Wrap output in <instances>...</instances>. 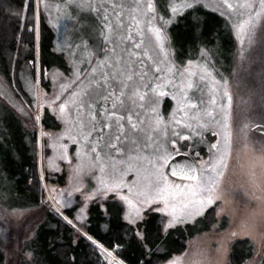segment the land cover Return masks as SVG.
Listing matches in <instances>:
<instances>
[{
  "label": "rangeland",
  "instance_id": "obj_1",
  "mask_svg": "<svg viewBox=\"0 0 264 264\" xmlns=\"http://www.w3.org/2000/svg\"><path fill=\"white\" fill-rule=\"evenodd\" d=\"M153 2L157 4L158 13L164 19L157 16L155 20H150L149 17L153 15L151 12L143 15L130 11L135 0H91L92 8L70 5L67 0H35L38 21L36 20V24L30 25L27 29H34L39 34V17L41 15L49 28L56 34L54 51L64 56L70 70L68 74L57 68L47 72L49 89L46 90L40 85L39 55L36 64L39 78L37 83L31 75L32 64L24 63L22 80L34 108L29 107L18 98L0 74V127L5 118H17L20 126L27 130L26 142L29 145L35 143L33 134L37 132L39 136L37 145L39 146L40 172L45 175L48 174L53 180L57 179L56 175L65 174L66 180L64 186L57 181H47L45 183L47 196L44 203L27 209L8 207L5 204L8 200L3 189L4 186L0 185V251L4 253V264H36L33 260V254L28 249V244L34 238L38 226L44 221L49 208L59 214L73 209L74 218L72 220L67 218L66 220L75 227L78 235H84L89 208L95 202L106 210V202L115 197L123 205L124 221L133 226L145 218L146 212L163 207L162 203L145 204V196L137 195L138 192H144L151 179L152 169L144 157H151L156 149L173 139L174 130L181 131L185 135L189 134V130L185 129L183 125L175 127L172 125V113L176 111L177 103L170 95L160 98L161 103L158 109L167 125V138L163 136L161 131L164 125L157 126L155 124L156 113L150 111L153 106L152 98L156 95L150 89L154 87L155 83L160 82L156 80L157 76L167 75L166 72L156 73L155 68L158 65L161 68L168 66L167 62H164L165 57L159 43L151 31L153 25L161 28L166 37L165 49L169 53L168 61L175 64L178 69L188 67L189 60L194 62L191 67L197 72L195 78L197 84H200V72L197 64L202 66L205 63L208 64L217 79L223 78L228 81V88L233 97V130L237 152L241 150L240 129L244 123L264 114V74H262L264 73V21L256 28L255 43L250 50L243 51L245 57L243 60L241 59L242 50L248 49V44L247 42L241 44L235 28L237 23L247 18L248 11L253 12V14L255 11H259V0H253L254 9L236 8L235 11L229 9L223 0H197V10L203 8L220 15L224 19L226 30H229L232 36L233 47L230 49L223 46V41L214 47L201 45L195 53L189 54L183 61L178 60L173 47L172 27L179 22L182 16L193 10L180 8L176 14H173L171 6L174 5L179 8L183 0H153ZM239 2L242 0H229V3L233 4ZM113 3H122L125 7L122 10L114 9ZM45 4H47V8ZM97 8L99 11L95 10ZM121 11H123L122 16L119 15ZM105 15L108 17V23L114 29L111 34L105 27L103 19ZM195 15L199 14L195 12ZM132 17L138 19L140 23H135ZM22 18L24 19L23 15ZM190 19L192 20L191 17ZM165 20L172 22L166 24ZM120 23L123 24V27H119ZM35 25L36 28H34ZM128 34L131 35V40H121L122 35L127 36ZM226 35L228 36L227 33ZM105 36H108L107 41H105ZM133 41L140 43V48H135ZM113 48H115L114 52L112 51ZM24 50L29 49L25 48ZM129 53H135V55L130 56ZM101 61H105V63H101ZM141 73H146L143 81H141ZM128 76H131L132 79L129 80ZM142 83H147L150 86L148 96L144 101H140L138 96L133 95L137 89L144 91L140 87ZM205 83L207 87L204 88L202 98L196 89L189 93L200 104L201 109L209 106V101L213 97V93L210 91L211 80ZM165 90L170 91L171 86L169 85ZM122 91L124 92L123 97L120 96ZM104 96H108L106 101L102 99ZM215 97L218 103H226L223 89L219 86ZM121 99L124 102L122 108L119 103ZM133 99H135V104H133ZM113 103L117 104L116 111L118 114L132 115L131 121L127 119L123 121L126 129L124 135H127L129 139L125 141L122 137L118 147L123 148L124 152L117 153L115 149L107 146L110 141L115 142L116 125L114 117L113 128L111 130L105 128L103 134L93 132L84 147L89 152L92 147H98L103 162L107 165L103 173L106 182H111L112 174H115L117 178L122 176L123 184L115 191L105 190L101 185L99 168L92 175L80 177L73 175V168L78 162L76 152L80 151L81 145L84 144L80 125L83 124V130L87 132L90 124L93 123L92 115L95 114L97 121L100 122L97 127L102 126L107 122L103 109L107 108L110 113L113 111L111 107ZM141 103L144 104L142 108L139 107ZM65 104L67 108L62 112L61 107ZM91 104H95L96 107L91 108ZM46 109L60 122V130L52 131L42 128L41 120ZM37 116L39 119H36ZM69 120L72 121L71 125L68 123ZM132 123H136L140 131H133ZM0 133H2L1 128ZM191 135L192 140L180 139L178 143L181 146L193 145L199 140V137L194 132ZM204 135L205 141L200 143L198 147L192 148L191 151H200L201 157L207 159L211 155L208 152V147L216 137L212 136L210 131H205ZM70 136L80 143L74 142L73 139L69 138ZM99 136H103V139L97 145L96 139ZM133 137L138 141L139 147L131 144ZM252 137V143L258 154L260 142H264V135L252 131ZM0 145H3L2 135H0ZM62 145L67 146L66 150ZM181 151L184 149L181 148ZM65 156L71 157L73 163L69 164L68 160L64 158ZM87 166V160H85L84 168L86 169ZM237 179L240 182L244 180L243 178ZM130 188L131 191H129ZM97 189L101 190L97 191ZM124 196H127L135 207L130 206L127 200L121 199ZM223 203V201H218L217 205L213 207L219 211V206ZM232 208L236 210L232 211ZM137 209L140 211L139 216H137ZM156 212L166 217L164 230L166 234L171 229L186 225L178 224L173 228H168L167 223L172 217L167 212ZM199 218L201 217H197L196 221ZM215 218L216 222L209 231L188 242L187 249L182 253L184 255L175 256L183 257L187 264L188 261L196 258L193 254L199 250L205 254L202 259L208 264H228L233 243L237 240L249 239L255 246V255L245 264H259L264 252V244L261 243L258 236L253 238L241 231V224L245 219L243 205L237 201L234 205L229 206L223 214L215 216ZM188 223L193 222L189 221ZM232 232H237V235L232 237L230 235ZM137 233L142 238V233L140 231ZM224 242L228 248L226 259L223 252L218 251ZM98 248L107 264H124L114 251L105 252L101 245H98Z\"/></svg>",
  "mask_w": 264,
  "mask_h": 264
},
{
  "label": "snow or ice",
  "instance_id": "obj_2",
  "mask_svg": "<svg viewBox=\"0 0 264 264\" xmlns=\"http://www.w3.org/2000/svg\"><path fill=\"white\" fill-rule=\"evenodd\" d=\"M67 2L70 5L75 4L77 7H93L91 0H67ZM223 2L233 11H235L236 8L244 10L254 9L253 0H242V2L237 4L229 3V0H223ZM141 5H143V7H141ZM196 5L197 0H183L179 8L174 5L171 6V11L173 14H176L180 8L192 9L193 11L189 13V16L193 19L194 27L198 28L199 18L195 15L197 11ZM45 7L47 8V4H45ZM112 7L122 10L125 6L122 3H113ZM21 8H23V3H21ZM95 10L99 11L98 8ZM130 11L143 15H147L151 12L153 15L149 17L150 20H155L157 16H159L160 19H164L162 15H159L157 4L153 2V0H135ZM119 15L122 16L123 11H121ZM103 19L108 33L111 34L114 29L111 24L108 23L107 15H105ZM132 19L135 23H140L135 17H132ZM262 21H264V0H259V11H255L254 14L248 11L247 18L235 25L241 44H245V42L248 44V49L242 50V60L245 58L243 51L250 50L251 46L255 43L256 28ZM171 22V20H165L166 24H170ZM119 27H123V24L120 23ZM151 31L154 33L159 43V47L165 57L164 62H167L168 66L166 68H161L158 65L155 68L156 73L166 72L167 75L157 76L156 80L160 82L155 83L154 87L150 89L151 92L156 93L152 98L153 106L150 111L156 113L155 124L157 126L164 125L161 131L163 136L167 138V125L165 124L164 117L159 114L158 109L161 103L160 98L170 95L177 103V109L172 113L171 123L174 127L183 125L185 129L189 130V134L185 135L181 131L174 130L172 133L173 139L168 141L166 145H161L160 148L156 149L151 157H144L152 169L151 179L144 192H138L137 195L145 196V204H163L162 208H156L154 210L167 212L168 215L172 217L167 223L168 228H173L178 224H187L189 221L196 223V218L205 216L206 212L209 213L210 217L221 215L229 206L239 201L245 210V219L242 221L241 231L245 235L253 238L258 236L261 243L264 244V206H262L264 205V142H260L258 154L257 149L252 143L253 128H255L258 134H264V114H260L256 119L248 120L240 129L241 150H244L246 154H248L247 165H245L240 155L241 150L239 152L236 151L232 113L233 97L228 88V81L223 78L217 79L208 64L205 63L202 66L197 64L200 72V84H197L195 79L197 72L191 67L194 62L189 60L188 67L178 69L175 64L167 60L169 53L165 49L166 37L161 28L153 25ZM120 38L121 40L132 39L130 34L127 36L122 35ZM107 39L108 36H105V41H107ZM142 42L141 40V43ZM133 44L135 48H140V43L133 41ZM112 51L114 52L115 48H113ZM129 55H135V53H129ZM101 63H105V61H101ZM93 71H95V69H93ZM145 75L146 73L140 74L141 81L144 80ZM128 79L131 80L132 77L128 76ZM208 80L212 82L210 91L213 93V97L209 101V106L201 109L200 104L197 103L189 93L193 89H196L200 92L202 98L204 88L207 87L205 82ZM169 85L171 86V90H165ZM201 85H203V87H201ZM218 86L223 89V96L226 97V103L217 102L215 93L218 91ZM140 87H142L144 91H139V89H137L134 91L133 95L138 96L140 101H144L148 96L150 86L147 83H142ZM120 96H124L123 91L120 93ZM102 99L106 101L108 96H104ZM119 103L122 108L124 103L123 100L121 99ZM133 104H135V99H133ZM90 107L94 109L96 105L91 104ZM111 107L113 111L110 113L107 108L103 109L107 122L102 126L97 127L100 122L97 121L95 114L92 115L93 123L90 124L87 132L83 130L84 125H80V132L83 135L84 144L81 145V150L76 152L78 162L73 168V175L77 177L92 175L95 170L99 168L101 172V185L105 190L115 191L123 184L122 176L117 178L115 174H112L111 182H106L103 173L107 165L104 164L103 157L98 147H92L90 152L85 150L84 147L93 132L103 134L105 133V128L111 130L113 128L114 117L116 125V134L114 135L115 142L113 143L110 141L107 146L115 149L117 153L124 152L123 148L118 147L122 137L125 141L129 139L127 135H124L126 129L123 121L125 119L131 121L132 115L118 114L116 111V103H113ZM139 107H144V104L141 103ZM66 108L67 105L65 104L61 107V111L63 112ZM36 119H39V116H37ZM68 123L71 125L72 121L69 120ZM131 128L133 131H140L136 123H132ZM205 131H210L212 136L216 137L214 142H211L208 147V152L211 153V155H209L207 159L201 157L200 151H191L192 148L198 147L200 143L205 141ZM192 132L199 137V140L191 146H181L178 140H192ZM0 135L3 134L0 133ZM69 138L73 139L76 143H80V141L76 140L74 137L70 136ZM102 139L103 136L97 137L96 144L99 145ZM131 144L135 147H139V143L134 137L131 139ZM62 147L66 150L67 146L62 145ZM181 148H183L184 151H181ZM177 156H182L184 158L177 160ZM64 158L68 160L69 164L73 163L71 157L65 156ZM85 160H87L88 165L86 169L84 168ZM241 173L247 176V179L243 180V182L237 179ZM230 174L237 178L229 180ZM100 190L101 189H97V191ZM129 191H131V188ZM121 199L127 200L130 206L135 207L127 196L121 197ZM218 201L224 202L223 205L219 206V211L213 207L217 205ZM209 209H212V211L209 212ZM235 210V208H232V211ZM81 211H83V209H81ZM61 215L63 214L61 213ZM139 215L140 211L137 209V216ZM65 219H67V217H65ZM84 235L87 239L92 240V237L88 235L87 232H85ZM230 235L235 237L237 232H232ZM101 247L103 248V245H101ZM104 251L107 252L108 249L105 248ZM218 251H222L224 258H227L228 248L226 242L221 244V249H218ZM28 255H30V253H28ZM109 255H111V253H109ZM143 255L147 264H153V260L148 258L147 253H143ZM185 255H187V253H185ZM193 255L196 258L191 259V264H204L205 260L202 259V257L205 256L204 253L197 250ZM164 259H167V257ZM169 264H186V262L183 257H176L169 261ZM187 264H189V261Z\"/></svg>",
  "mask_w": 264,
  "mask_h": 264
},
{
  "label": "trees",
  "instance_id": "obj_3",
  "mask_svg": "<svg viewBox=\"0 0 264 264\" xmlns=\"http://www.w3.org/2000/svg\"><path fill=\"white\" fill-rule=\"evenodd\" d=\"M196 12L199 14L198 28L194 27L189 14L182 16L172 27L173 47L180 61L195 53L201 45L214 47L223 41V46L230 49L233 47L232 36L220 15L203 8ZM39 19V34L34 29H27L38 21L35 0H0V74L15 95L29 107H33V102L22 80L25 62L32 64L31 75L37 83L39 78L36 64L39 55L40 85L46 90L49 89L47 72L57 68L68 74L70 70L64 56L54 51L56 34L41 15ZM25 48L29 50L25 51ZM41 126L44 130L61 129L60 122L48 109L44 112ZM0 128L3 133V145H0V185L4 186L7 196L5 204L11 209L42 205L47 196L45 183L57 181L64 186L66 175H56L57 179L53 180L48 174L40 172L37 132L33 134L35 143L29 145L26 142L27 130L20 126L17 118H5ZM123 213V205L115 197L106 202V210L97 202L91 204L86 227V232L92 237L89 240L85 235H78L75 227L65 219L74 218L73 209L66 210L63 215L47 209L44 221L28 244L34 262L107 264L98 248V245H103L104 249L114 251L124 264H147L143 253L148 254L153 264H166L175 255L184 253L190 240L209 231L216 222L215 216L210 217L206 212L196 223L178 226L166 234V217L154 210L146 212L145 218L136 226L126 223ZM138 231L142 233V238L138 236ZM254 255L255 246L252 241L237 240L232 245L228 264H245ZM4 261V253L0 251V264H4ZM259 264H264V252Z\"/></svg>",
  "mask_w": 264,
  "mask_h": 264
},
{
  "label": "clouds",
  "instance_id": "obj_4",
  "mask_svg": "<svg viewBox=\"0 0 264 264\" xmlns=\"http://www.w3.org/2000/svg\"><path fill=\"white\" fill-rule=\"evenodd\" d=\"M240 155H241V157H242L243 162L245 163V165H247L248 154H246V152H245L244 150H241V151H240ZM245 171H246V169H245ZM235 178H237V177H233V176L230 174V176H229L228 179L231 180V179H235ZM239 178H243L244 180H246V179H247V176H246L245 174L241 173L240 176H239ZM262 206H264V205H262ZM189 264H191V260L189 261ZM204 264H208V262L205 261Z\"/></svg>",
  "mask_w": 264,
  "mask_h": 264
},
{
  "label": "water",
  "instance_id": "obj_5",
  "mask_svg": "<svg viewBox=\"0 0 264 264\" xmlns=\"http://www.w3.org/2000/svg\"><path fill=\"white\" fill-rule=\"evenodd\" d=\"M252 131L255 132V133H257L256 130H255V128H253ZM261 135H264V134H261ZM183 158H184V157H182V156H177V157H176L177 160H181V159H183Z\"/></svg>",
  "mask_w": 264,
  "mask_h": 264
},
{
  "label": "crops",
  "instance_id": "obj_6",
  "mask_svg": "<svg viewBox=\"0 0 264 264\" xmlns=\"http://www.w3.org/2000/svg\"><path fill=\"white\" fill-rule=\"evenodd\" d=\"M182 255H184V254H182ZM182 255H179V256H182ZM179 256H174L173 258H171L170 260H168V261L166 262V264H169V261H171L172 259H174V258H176V257H179Z\"/></svg>",
  "mask_w": 264,
  "mask_h": 264
}]
</instances>
